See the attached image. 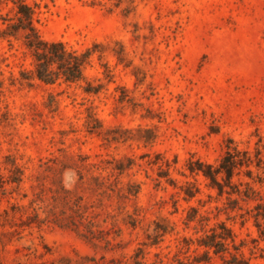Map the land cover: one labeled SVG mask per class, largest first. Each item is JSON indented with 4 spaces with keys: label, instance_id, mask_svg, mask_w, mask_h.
<instances>
[{
    "label": "rangeland",
    "instance_id": "rangeland-1",
    "mask_svg": "<svg viewBox=\"0 0 264 264\" xmlns=\"http://www.w3.org/2000/svg\"><path fill=\"white\" fill-rule=\"evenodd\" d=\"M22 1L41 39L89 56L83 81L40 83L0 0V264H193L217 222L264 264L237 216L255 202L231 210L187 169L230 139L259 151L264 198V0Z\"/></svg>",
    "mask_w": 264,
    "mask_h": 264
},
{
    "label": "trees",
    "instance_id": "trees-1",
    "mask_svg": "<svg viewBox=\"0 0 264 264\" xmlns=\"http://www.w3.org/2000/svg\"><path fill=\"white\" fill-rule=\"evenodd\" d=\"M10 1L17 15V23L10 27L23 34L25 45L30 50L33 60L32 76L44 85H52L59 80L67 83L83 81L82 69L88 62L89 52L78 53L67 49L62 42L41 39L33 25L32 9L22 0ZM22 75L26 77L27 74ZM97 90L98 87L89 84L84 88L87 93H95ZM261 165L259 151L256 150L253 155H250L248 151L238 149L232 140L227 139L225 149L215 166L196 159L188 162L187 169L190 174H200L208 182V187L217 191L218 196L226 194L231 210L241 211L242 206L239 202L245 205L255 202L252 208H245L243 213L237 216L241 219V223L245 221V217L252 219L258 234L264 237V198L251 185L256 182L262 185V181H255L251 170V167L258 170ZM241 172L250 181L237 178L236 182H233V178L238 177ZM186 195L192 196L191 192H186ZM233 195L236 198H231ZM201 218V221H206V218ZM228 244H231L233 254L229 253ZM197 247L202 249V253L194 258L193 264H211L210 254L219 258L222 264H242L238 254L239 246L234 244V234L223 222H217L214 227L204 232L203 236L197 240ZM225 254L229 255V259L225 258Z\"/></svg>",
    "mask_w": 264,
    "mask_h": 264
}]
</instances>
